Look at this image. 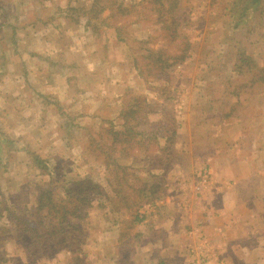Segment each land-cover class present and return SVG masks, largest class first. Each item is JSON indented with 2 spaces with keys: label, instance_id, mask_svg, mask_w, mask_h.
<instances>
[{
  "label": "rangeland",
  "instance_id": "rangeland-1",
  "mask_svg": "<svg viewBox=\"0 0 264 264\" xmlns=\"http://www.w3.org/2000/svg\"><path fill=\"white\" fill-rule=\"evenodd\" d=\"M107 1L108 5L112 4V0ZM150 1L117 0L116 4L135 6H131L123 18L111 20L113 27L100 23L101 19H94L101 27L98 32L87 24L83 14L93 0H0V62H4V55L12 59L10 70L1 75L6 82H0V92L10 95L0 99V204L5 201L25 211L36 207L39 186L52 179L48 178V167L39 169L36 166L32 153L59 166L57 169L65 178L57 175L58 189L66 181L71 183L84 177H90L105 188L106 181L101 175L103 165L88 148L89 131H98L103 119L118 124L119 112L130 89L146 97L151 105L158 103V118L167 110L180 124L178 116L184 106L192 107L194 114L185 126H190L187 129H190L193 142L199 143L197 146L208 141L206 134H202L203 127L212 131L213 141L216 137L235 139L233 129L217 133L213 128L216 121L221 120V113L216 115V111L222 106L218 102L205 101L221 95L236 103L238 97L231 91L237 89L241 81L259 75L241 77L233 70L234 60L239 59L242 51L264 69V0L262 7L247 12L244 19L249 18L238 28H234V18L230 16L235 0H179L178 11L185 23L182 22L178 30L184 37L175 39H170L172 29L165 28L169 21L155 12L156 7L149 6ZM142 4L146 7L140 8ZM138 12L146 17H137ZM103 16L109 17L110 12ZM45 37L51 38L49 43ZM180 42L185 45L188 42L189 53L184 61L175 64L171 58V65L160 69L153 58L146 57L149 69L143 66L145 75H139L140 66L136 64L143 63L142 56L148 55V48L167 50L175 55ZM89 67L95 72L90 74ZM49 81H53L52 90H47ZM242 83L240 95L243 94L244 103L250 109L244 123L250 122L249 131L252 134L257 131V141L264 143V82L256 84L254 89ZM46 101L58 104L51 105L53 111L44 113ZM7 111L9 116L5 115ZM225 119L223 124L227 125ZM55 129H59V134ZM234 129L238 131L239 128ZM252 137L247 136L248 139ZM149 141L154 155L162 153L157 142ZM248 141L245 140V145ZM53 142L55 144H51ZM26 148L29 150L24 151ZM154 160L159 159L152 160L155 164ZM204 170L208 181L202 179ZM144 172L139 171L140 175H146ZM197 172L195 184L200 182L206 186L211 177L209 169L202 164ZM146 178L153 180L150 175ZM98 202L95 199L87 211L92 212ZM2 219L7 221L5 216ZM93 219L98 220L96 215ZM5 242L14 258L16 254L26 253V239L23 246L11 234ZM25 259L27 262L28 258ZM38 260L31 263L28 259V264ZM188 264L227 263H213L205 255H196Z\"/></svg>",
  "mask_w": 264,
  "mask_h": 264
},
{
  "label": "crops",
  "instance_id": "crops-1",
  "mask_svg": "<svg viewBox=\"0 0 264 264\" xmlns=\"http://www.w3.org/2000/svg\"><path fill=\"white\" fill-rule=\"evenodd\" d=\"M21 34L24 36V32ZM44 39L48 43L51 40L50 37ZM9 57L4 55V62H0V82H6L1 75L11 68ZM88 61L91 64V60ZM89 72L95 70L89 67ZM49 82L47 90H52L53 81ZM7 96L10 95L0 92V99ZM212 101L213 97L205 102ZM45 103L44 113L53 111L51 105L58 104ZM222 107L223 112L216 111V115L221 113V120H217L213 128L217 133L233 129L235 139L216 137L213 141L212 131L203 127V132L199 130L206 134L208 141L197 146L199 143L193 142L187 129L190 126H185L194 112L185 105L178 116L180 124L175 142L179 160L172 163L165 177L167 188L159 198L132 207L131 213L118 218L113 216L108 204L102 205L103 200H100L92 212L87 211V234L78 251L61 249L35 264H188L196 255H205L213 263L264 264V143L257 141V131L256 134L249 131L250 122L244 123L250 109L244 103L243 94L238 96L234 111ZM5 115L9 116V112ZM223 119L227 125L223 124ZM55 132L59 134V129ZM245 140H249L246 145ZM65 142L68 143L66 139ZM202 164L211 173L206 186L200 182L195 184ZM106 192L109 193L108 189ZM95 215L99 221L93 219ZM3 220L0 219V224L7 222ZM6 246V261L2 264L29 263L28 259L25 261L26 253L20 251L14 258Z\"/></svg>",
  "mask_w": 264,
  "mask_h": 264
},
{
  "label": "trees",
  "instance_id": "trees-1",
  "mask_svg": "<svg viewBox=\"0 0 264 264\" xmlns=\"http://www.w3.org/2000/svg\"><path fill=\"white\" fill-rule=\"evenodd\" d=\"M106 2L108 1L93 0L90 8L83 11L87 17V24L98 32L101 27L94 23V19H101L100 23L102 21V23H107L108 27H113L114 24L111 20L123 18L131 10V6H135L116 4L117 0H112L111 5ZM138 4L140 5V3ZM262 4L263 0H235L230 11V16L234 18L235 22L234 28H238L249 18L244 19L248 15L247 12L259 9ZM149 6L156 7L157 11L155 12L160 13V17L169 21V25L165 28L172 29L170 39L184 37L178 30L182 26V22L185 21L178 11L179 0H151ZM142 7L146 6L142 4L140 8ZM108 11L110 16H103ZM136 15L137 17H146L141 12ZM161 22L163 23L165 20ZM115 30L118 31L119 27H116ZM180 43L181 46L178 47V53L175 55H170L167 50L148 48V55L142 56L143 63L137 62L136 64L137 67L140 66L138 67L139 75H145L143 66L149 69L148 64H145L146 57L153 58L154 64L160 66V69L170 66L171 58L175 60V64L184 61L189 53L188 42L186 45ZM233 65V70L241 77L259 74L257 77L241 81L246 87L253 88L256 84L264 82V69H261L251 56L244 55L243 51L240 53L239 59L234 60ZM241 82L236 85L237 89L231 91L237 97L243 92L241 90L244 86L240 85ZM220 96L213 97V102H218L220 107L224 106L230 112L236 109L237 102L232 103ZM125 98L118 115V124L114 125V122L103 119L100 129L89 131L88 135V148L94 152L95 158L103 165L101 175L106 181L105 188L91 180L90 177H84V179L73 180L71 183L66 181L63 187L58 189L56 186V181H59L57 175H61L57 169L59 166L53 164L49 159H40L38 155L32 153L39 169L47 167L50 169L51 175L47 174L48 178L52 180L42 182V186H39L36 207L29 211L8 205L5 201L0 204V219L3 216L7 219L6 224H0V264L6 261L4 243L8 235L12 234L19 244L23 243V246L26 245L24 240H27L28 246L25 247V252L31 263H34L38 258L42 259L43 256H53L56 251L61 249L75 252L81 248L85 241L87 234L85 225L88 224L86 223L87 208H90L95 199L103 200L102 205L106 202L113 211V216L118 218L129 212L128 210L132 207L154 200L153 198H159V194L167 188L164 184L165 177L171 170L175 159L179 160L175 151L179 125L177 119L167 110L163 111L162 118L156 117L158 103L151 105L147 102L146 97L138 95L132 89L126 93ZM223 109V107L218 108V111L221 112ZM144 115L149 117L143 118ZM105 124H107L106 127H104ZM149 140L157 142L162 153L154 155ZM28 150L24 149V151ZM156 157L159 160H157L158 162L154 160V164L152 160L157 159ZM144 163H148V165H144ZM154 169H160V171ZM142 170H145L144 174L146 175H140ZM149 175L152 177V181L146 178ZM61 177L65 178L63 175ZM69 183L70 185H68ZM136 183H139V186ZM107 189L109 193L106 192ZM97 195L99 198L96 197ZM136 219L138 220L137 216Z\"/></svg>",
  "mask_w": 264,
  "mask_h": 264
},
{
  "label": "built area",
  "instance_id": "built-area-1",
  "mask_svg": "<svg viewBox=\"0 0 264 264\" xmlns=\"http://www.w3.org/2000/svg\"><path fill=\"white\" fill-rule=\"evenodd\" d=\"M204 175L205 176L202 178V179H204L203 181L207 180V177H208L205 170H204Z\"/></svg>",
  "mask_w": 264,
  "mask_h": 264
}]
</instances>
